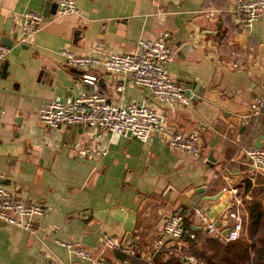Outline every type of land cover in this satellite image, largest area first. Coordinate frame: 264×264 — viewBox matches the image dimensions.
<instances>
[{"label": "crops", "instance_id": "obj_1", "mask_svg": "<svg viewBox=\"0 0 264 264\" xmlns=\"http://www.w3.org/2000/svg\"><path fill=\"white\" fill-rule=\"evenodd\" d=\"M46 1L0 0V41L17 31L22 11L43 13ZM76 1L79 13H43L33 41L18 43L14 37L0 58L3 180L48 207L37 217L34 231L0 219V264H89L57 241L64 238L79 240L97 255L146 264L172 212L187 211L185 221L191 234L197 231V239L205 233L195 205L214 219L216 230L231 224V208L240 209L244 224L250 203L264 205V170L253 169L240 150L241 144L264 139V111L257 113L255 107L264 97V10L247 33L232 10L234 0H159L165 9L161 14L153 0ZM209 8L215 15L205 14ZM161 29L169 30L174 51L169 70L194 96L189 105L160 103L128 75L101 66L95 70V84L85 82L81 69L66 63L59 52L62 47L79 54L131 51L140 36L153 37ZM232 48L241 56L237 67L230 64ZM94 86L114 100H146L157 106L171 129L197 130L206 158L171 147L158 132L141 141L94 126L55 127L39 120L46 100L72 98ZM216 134L219 138L211 145ZM105 146L107 153L97 152ZM212 150L213 164L207 161ZM230 182L240 191L235 199L223 188ZM105 232L140 245L142 253L125 255L105 246ZM185 239L166 244L151 264H176L173 256L193 254H180L188 249Z\"/></svg>", "mask_w": 264, "mask_h": 264}, {"label": "built area", "instance_id": "obj_2", "mask_svg": "<svg viewBox=\"0 0 264 264\" xmlns=\"http://www.w3.org/2000/svg\"><path fill=\"white\" fill-rule=\"evenodd\" d=\"M153 1L158 6L156 12L164 13L165 9L159 5V0ZM55 2L57 16L80 12L76 0H55ZM232 10L237 15L241 28L249 33L264 10V0H234ZM203 11L207 16L215 15L214 8ZM44 19L45 16L40 11L34 9L22 11L16 36L18 43L32 42ZM169 34L168 29H161L153 37L140 36L131 51L109 50L104 55L79 54L62 47L59 52L66 63L81 69V77L85 82L95 84L98 76L95 70L101 66L108 71L128 75L134 83L147 87L149 94L160 103L172 107L189 105L194 96L186 91L185 86L179 83L169 70V62L174 56ZM8 50L9 46L0 41V58H3ZM230 54V64L233 67L239 66L241 62L239 51L232 48ZM122 88L123 84L120 83L118 89ZM255 107L257 113L264 111V97L255 104ZM39 120L55 127L68 123L94 126L110 133L135 136L142 141H148L154 132H158L171 147L186 151L203 160L206 158L202 154V138L197 130L171 129L165 113L157 106L146 100L131 99L127 102L114 100L96 86L82 89L72 98L54 97L46 100L39 111ZM240 150L246 153L253 169L264 170V139L260 145L241 144ZM97 152L105 154L108 148L105 146ZM3 179L4 172L0 170V219L8 224L34 231L37 217L46 214L47 206L39 199L18 194L5 184ZM223 188L228 190L229 196L233 199L239 195L238 186L231 182ZM195 210L199 214L202 227L209 232L216 231L221 239H236L244 229L243 215L238 207L228 210V216L233 220L227 234L223 230L215 229L214 219L200 205H195ZM186 214L185 210H177L168 215L148 255L146 254V264H151L166 244L182 238L186 230ZM102 240L105 246L124 253H142L140 245L126 242L112 233H103ZM57 241L65 245L70 254L87 260L89 264H131L127 257L117 259L109 258L105 254L97 255L74 238L57 239ZM188 259L192 262L197 261L194 254L188 255Z\"/></svg>", "mask_w": 264, "mask_h": 264}, {"label": "trees", "instance_id": "obj_3", "mask_svg": "<svg viewBox=\"0 0 264 264\" xmlns=\"http://www.w3.org/2000/svg\"><path fill=\"white\" fill-rule=\"evenodd\" d=\"M262 203L249 206V214L251 220L252 237H244L241 233L239 237L231 240L219 238L216 232L205 231L203 235L198 237L195 231L191 235L192 229L185 221V228L188 230L187 246L197 258L196 262L185 263L180 261L179 255L173 256L176 264H264V235L256 240L257 227L264 215ZM185 231L182 235L184 237ZM191 231V232H189ZM125 254V253H124ZM126 255V254H125ZM125 257V256H124Z\"/></svg>", "mask_w": 264, "mask_h": 264}, {"label": "water", "instance_id": "obj_4", "mask_svg": "<svg viewBox=\"0 0 264 264\" xmlns=\"http://www.w3.org/2000/svg\"><path fill=\"white\" fill-rule=\"evenodd\" d=\"M56 7H57V3L55 2V1H51V0H47L46 1V7H45V9H44V11H43V13L45 14V15H47L48 14V12L51 10V11H53V10H55L56 9ZM6 28L7 29H10L11 27L9 26V25H6ZM16 35H17V31H13V33L12 34H6V35H2V42H4L5 44H12V41H13V38L14 37H16ZM6 63L7 62H5L4 64H3V68L1 69V73H2V75H5L6 74V72H7V68H6ZM188 92H189V90H187ZM79 126H80V128H81V126H84L83 124H79ZM219 138V134H216V137H215V139L213 140V141H211V145H214L215 144V142L217 141V139ZM259 140H260V138H259ZM256 141V145H260L262 142L261 141ZM215 160V157L213 156V150L209 153V155H208V157H207V161L209 162V163H211V164H213V161ZM229 229H230V226H227L224 230H223V232L225 233V234H227L228 232H229ZM185 237H187L188 236V231H185ZM126 242H129V241H127L126 240ZM183 260H185V261H188V257L187 256H183Z\"/></svg>", "mask_w": 264, "mask_h": 264}, {"label": "rangeland", "instance_id": "obj_5", "mask_svg": "<svg viewBox=\"0 0 264 264\" xmlns=\"http://www.w3.org/2000/svg\"><path fill=\"white\" fill-rule=\"evenodd\" d=\"M148 102V101H147ZM149 103V102H148ZM142 141V140H141ZM263 205V204H262ZM263 207V209H264V205L262 206ZM47 209H48V207H47ZM251 220H250V217L249 216H247L246 215V217H245V219H244V229H243V231H242V235L244 236V237H252V236H250V235H252L251 234V232H253V228H252V230H251ZM256 227H257V234H256V240H258L262 235H264V215L262 216V219L260 220V222L258 223V224H256ZM202 230V229H201ZM189 249H187L185 252H183V253H180V254H184V253H187V252H189L188 251ZM188 255V253L186 254V255H184V256H187ZM188 257V256H187ZM179 259H180V261H182V262H185V263H189L188 261H185V260H183V256L181 257L180 255H179ZM189 260V259H188ZM89 263V262H88Z\"/></svg>", "mask_w": 264, "mask_h": 264}]
</instances>
